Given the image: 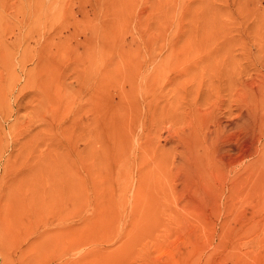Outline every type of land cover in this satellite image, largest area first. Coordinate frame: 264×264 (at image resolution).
<instances>
[{
	"label": "rangeland",
	"instance_id": "374dc122",
	"mask_svg": "<svg viewBox=\"0 0 264 264\" xmlns=\"http://www.w3.org/2000/svg\"><path fill=\"white\" fill-rule=\"evenodd\" d=\"M30 136L52 211L0 217V264L44 230L86 236L69 264L130 239V264H264V0H0L3 210Z\"/></svg>",
	"mask_w": 264,
	"mask_h": 264
},
{
	"label": "bare ground",
	"instance_id": "6f19581e",
	"mask_svg": "<svg viewBox=\"0 0 264 264\" xmlns=\"http://www.w3.org/2000/svg\"><path fill=\"white\" fill-rule=\"evenodd\" d=\"M45 90H44V92H45ZM47 95H49V94H46V96ZM53 98H54V96H53ZM55 99H56V97H55ZM48 100H50V99H48ZM252 113L253 112L247 110V111L242 112L241 116H246V124L250 123L251 134L255 138V135H256L255 134V128H256V130L259 128L255 127L256 125H254V122L256 121L255 118H254V120H255L254 122H253V119H252V122L250 121L249 117L253 118ZM243 118L245 119V117H243ZM247 118H249V120H247ZM244 126H245V124H244ZM65 131H66V129L64 128L63 129V135H65L64 134V133H66ZM38 132H39V130H38ZM47 135H48V133H47ZM63 135H61V136L64 138ZM32 137H34V136H32ZM32 137L29 140L31 143L26 142L27 144L24 145V147L19 146V148L21 147L20 150L19 151L17 150L15 155H13V157H16L15 160L14 159L12 160L10 158L8 159L9 161H8L7 168H9L10 171H11V169L13 171L15 170V173H14V178H15L14 185L15 186H13L14 188H13V190H11L12 191V199H10V202H11L9 204L10 208L7 210H5V209L3 210V208L0 206V217H2L5 212L10 213L11 214L10 218H12V220H14L15 223L17 225H19V227L25 225V223H24L25 218H29V221L27 220L28 226H34V225L40 223L41 221L45 222L48 219L49 214L52 211L51 208H52V198H53L52 193H53V191H52V187H51L52 186V182H51L52 174L50 171L51 166H50V162H49V157L47 154H43L41 151L40 152L36 151L35 144H33L34 139H32ZM44 138H46V137H44ZM65 139H66V136H65ZM26 146H28V148H29L28 150L25 149ZM53 147H55V146H53ZM22 148H24V151L26 150L27 152H24L22 150ZM251 150H252V145L250 144L246 149L244 148V150L242 151L243 153H241V154L242 155L243 154L244 155L249 154V153H251ZM21 151L24 152V156L22 155ZM52 152H54V151H52ZM60 153H62V152H60ZM51 155L54 156L53 154H51ZM56 235L57 236L54 237L55 234L52 235L50 233V231H46V230H44L43 232H41L37 235V237L35 239V248L37 250V261L39 264H43L44 262H46V260H43V258H45V257L47 258V256H48V258L51 257V259H53V260L59 259L58 260L59 264H69V262H68L69 259L63 260L61 258H63V256H65V254H67L68 250L73 246V243L76 240H80V239L86 237V236L83 237V234L81 232H75V231H67V232L64 231V232H61V233L56 234ZM150 235L154 240H159L160 238H168L170 236L168 233H163V234L151 233ZM52 236L54 237V239L57 240V241L55 240L56 242L52 239L53 238ZM132 241H133L132 239L127 240V241H121V242L119 241L120 243H118L115 246V249H113L114 248L113 247L111 251L108 250L109 251L108 253H110L109 255L110 256L112 255V257L110 258L111 261H108L107 264H130L131 262L128 261V257H129V251L128 250H129V247H130ZM31 243H32L31 245H34V241H32ZM52 244L53 245L55 244L53 246V248L51 247ZM51 248H52V251H50ZM159 248L160 247H157V249L160 250L159 253H162L161 249H159ZM168 250H166V251H168ZM46 251L47 252L50 251V252L46 253ZM91 254L95 255L96 252L91 249L90 251L82 254L80 256V258L84 259V257L86 258L88 255H91ZM168 254H169V259H171V258L175 259L174 258L175 257L174 252H171ZM99 258H101V260H102V258L104 259V255L102 256V254H101L99 256ZM47 261H48V259H47ZM103 261H105V260H103ZM70 263H72V264H87L86 260H84V261L72 260V262H70Z\"/></svg>",
	"mask_w": 264,
	"mask_h": 264
}]
</instances>
